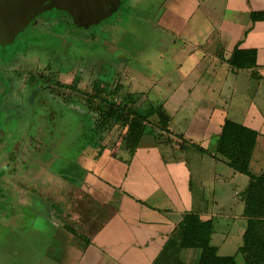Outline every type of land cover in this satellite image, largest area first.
Segmentation results:
<instances>
[{
    "label": "crops",
    "instance_id": "crops-1",
    "mask_svg": "<svg viewBox=\"0 0 264 264\" xmlns=\"http://www.w3.org/2000/svg\"><path fill=\"white\" fill-rule=\"evenodd\" d=\"M157 6V31L172 36V44L182 42L180 50L167 47L158 56L171 71L152 81L123 56L117 75L107 63L92 81L75 150L56 162L33 160L15 185L5 181L22 174L21 158L8 152L0 264H199L201 251H164L192 212L213 222L219 255L243 264L249 178L216 150L227 119L246 126L259 135L251 172L264 174V20H253L264 13V0H161ZM237 49L255 51V65L231 67ZM96 87L104 105L114 100L148 120L135 151L125 144L129 127L109 125L94 110ZM232 229L242 239L234 251Z\"/></svg>",
    "mask_w": 264,
    "mask_h": 264
},
{
    "label": "rangeland",
    "instance_id": "rangeland-1",
    "mask_svg": "<svg viewBox=\"0 0 264 264\" xmlns=\"http://www.w3.org/2000/svg\"><path fill=\"white\" fill-rule=\"evenodd\" d=\"M160 1L154 0L151 5L142 0H127L106 21L104 26L111 27L110 30L68 32L61 22L54 23L47 33L30 27L12 46L0 50V107H6V114L2 109L3 113L0 112L1 164L7 166L8 152L14 151L16 157L21 158L23 169L14 182L4 178L5 183H20L23 172L33 160L60 161L70 148L76 149L83 129L79 119L87 111L85 104L89 103L86 99L92 91V81L101 78L102 71L106 70L102 67L107 63L115 65L113 73L117 75L116 63L123 56L152 81L172 70L170 64L158 56L167 47L180 50L182 42L172 44V36L157 31L159 10L156 8ZM80 38H89V41L82 44L78 41ZM33 73L46 79L35 76L33 85ZM50 80L53 82L49 83ZM61 82L73 86L72 90L60 87ZM36 89L45 92L42 90L43 93L35 96ZM205 183L209 195L212 185L209 181ZM46 220L48 218L44 217L36 222ZM233 229L232 251L242 242L241 235ZM0 232L1 236L4 230ZM218 240L215 239L214 244L219 243Z\"/></svg>",
    "mask_w": 264,
    "mask_h": 264
},
{
    "label": "trees",
    "instance_id": "trees-1",
    "mask_svg": "<svg viewBox=\"0 0 264 264\" xmlns=\"http://www.w3.org/2000/svg\"><path fill=\"white\" fill-rule=\"evenodd\" d=\"M253 20H264V13L254 14ZM255 58V51L237 49L230 65L235 69H245L255 65ZM95 91L93 102L98 100V103H95L94 110L99 116L101 114V120L109 125L128 126L125 144L130 151H135L145 134V124L148 120L140 114L127 111L126 107L114 103V100L111 103L105 102L104 105L101 88L96 87ZM159 118L160 122H163V131H167L165 116L159 114ZM258 137L256 131L227 119L217 141V158L221 157L236 173L249 178L248 187L243 194V215L247 225L239 249L243 264H264V174L254 175L250 168ZM213 231L212 221L202 222L199 215L192 212L184 217L164 251L173 249L176 255L181 250L194 249L201 251L199 264H238L236 256L219 255L218 249L212 245ZM172 264L184 263L175 259Z\"/></svg>",
    "mask_w": 264,
    "mask_h": 264
},
{
    "label": "water",
    "instance_id": "water-1",
    "mask_svg": "<svg viewBox=\"0 0 264 264\" xmlns=\"http://www.w3.org/2000/svg\"><path fill=\"white\" fill-rule=\"evenodd\" d=\"M127 0H0V50L12 46L30 27L47 33L57 22L64 23L68 32L88 33L105 28L106 21ZM112 26V25H111ZM77 40V37L76 39ZM82 44L89 38L79 39ZM0 157V201L3 199Z\"/></svg>",
    "mask_w": 264,
    "mask_h": 264
},
{
    "label": "flooded vegetation",
    "instance_id": "flooded-vegetation-1",
    "mask_svg": "<svg viewBox=\"0 0 264 264\" xmlns=\"http://www.w3.org/2000/svg\"><path fill=\"white\" fill-rule=\"evenodd\" d=\"M0 68H1V67H0ZM0 74H1V69H0ZM32 75H33V76H31V79H32V78L35 79V76H38V79H39V77L42 78V79L45 78L43 75H39V74H37V73H36V74L33 73ZM33 79H32V83H31V84L34 85L35 82H34ZM45 79H46V78H45ZM72 81H73V80H72ZM52 82H53V80H52V81H51V80L49 81V83H52ZM49 83H48V84H49ZM59 83H60V82H59ZM61 83H62V84H59L60 87H62V88H66V89H68V90H72L73 86H71L70 84L65 85V84H63V82H61ZM33 85H32V87H35V86H33ZM47 88H48V86L45 87V89H47ZM42 90H43V89H41V90H37V89H36L35 92H33V93L35 94V96H37L39 93L42 92ZM47 90H48V89H47ZM43 92H45V90H43ZM43 92H42V93H43ZM70 96H71V95H70ZM44 103H45V102H43V104H44ZM2 104H5V102L3 101ZM1 109H2V111H4V114H6V113H5V112H6V107H4V105H3V107H2V106L0 107V112H1ZM1 113H3V112H1ZM3 117H4V116H3ZM1 137H2V136H1ZM0 139H1V138H0Z\"/></svg>",
    "mask_w": 264,
    "mask_h": 264
}]
</instances>
